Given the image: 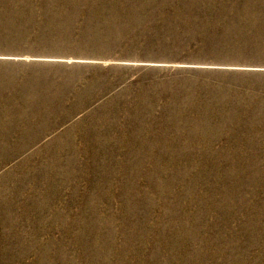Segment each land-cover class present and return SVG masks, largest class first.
<instances>
[{
  "label": "rangeland",
  "instance_id": "1",
  "mask_svg": "<svg viewBox=\"0 0 264 264\" xmlns=\"http://www.w3.org/2000/svg\"><path fill=\"white\" fill-rule=\"evenodd\" d=\"M0 264H264V0H0Z\"/></svg>",
  "mask_w": 264,
  "mask_h": 264
}]
</instances>
